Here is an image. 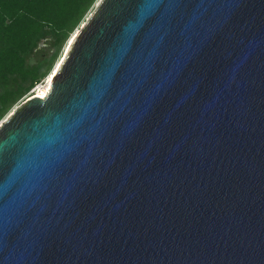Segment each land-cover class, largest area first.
I'll list each match as a JSON object with an SVG mask.
<instances>
[{"label": "water", "instance_id": "obj_1", "mask_svg": "<svg viewBox=\"0 0 264 264\" xmlns=\"http://www.w3.org/2000/svg\"><path fill=\"white\" fill-rule=\"evenodd\" d=\"M0 264H264V0H99L0 125Z\"/></svg>", "mask_w": 264, "mask_h": 264}, {"label": "trees", "instance_id": "obj_2", "mask_svg": "<svg viewBox=\"0 0 264 264\" xmlns=\"http://www.w3.org/2000/svg\"><path fill=\"white\" fill-rule=\"evenodd\" d=\"M96 1L0 0V121L45 81Z\"/></svg>", "mask_w": 264, "mask_h": 264}, {"label": "bare ground", "instance_id": "obj_3", "mask_svg": "<svg viewBox=\"0 0 264 264\" xmlns=\"http://www.w3.org/2000/svg\"><path fill=\"white\" fill-rule=\"evenodd\" d=\"M78 32V31H77ZM77 32L73 35V37L68 41L67 43V48L64 51V53L67 51L70 43L72 42V40L74 39V37L76 36ZM64 55V54H63ZM63 55L61 56V58L59 59V61L57 62V64L55 65V67L53 68V70L50 72V74L46 77V83L43 85H40L36 88V90L34 91L35 94L41 96V97H45L47 95V93L50 91L51 89V83L52 80L54 78V75L60 65L61 59L63 57ZM34 95V94H33Z\"/></svg>", "mask_w": 264, "mask_h": 264}, {"label": "rangeland", "instance_id": "obj_4", "mask_svg": "<svg viewBox=\"0 0 264 264\" xmlns=\"http://www.w3.org/2000/svg\"><path fill=\"white\" fill-rule=\"evenodd\" d=\"M99 2V0H97L96 2H95V4H94V6H93V8H92V11L94 10V8H95V6L97 5V3ZM89 16V15H88ZM87 16V17H88ZM86 17V18H87ZM83 24V23H82ZM82 24L80 25V26H82ZM80 28V27H79ZM78 31V29H76V31L71 35V37L68 39V41L73 37V35L76 33ZM68 41H67V43H68ZM66 48H67V44H66V46H65V48H64V50L62 51V53H61V56L64 54V51L66 50ZM61 58V57H60ZM59 58V59H60ZM59 61V60H58ZM57 61V62H58ZM57 62H56V64H57ZM55 64V65H56ZM55 67V66H54ZM53 67V68H54ZM53 70V69H52ZM45 81H46V78H45ZM43 82V83H41L40 85H43V84H45L46 82ZM40 85H38V86H40ZM37 86V87H38ZM33 91H35V89H33V90H31L29 93H28V95H27V97H24V98H22L20 101H18L14 106H13V108L5 115V117L0 121V125L2 124V122L3 121H5L6 119H7V117L11 114V112L16 108V107H18L20 104H22V102H24L25 101V99H27L28 97H30V96H32L33 94H35V93H33ZM23 100V101H22Z\"/></svg>", "mask_w": 264, "mask_h": 264}]
</instances>
